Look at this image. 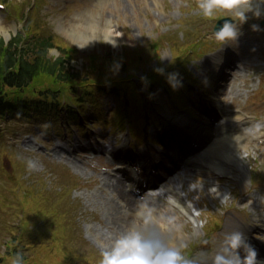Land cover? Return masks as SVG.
Wrapping results in <instances>:
<instances>
[{
	"label": "rangeland",
	"instance_id": "obj_1",
	"mask_svg": "<svg viewBox=\"0 0 264 264\" xmlns=\"http://www.w3.org/2000/svg\"><path fill=\"white\" fill-rule=\"evenodd\" d=\"M0 1L7 4L5 9H0V15H2V17H0V23L8 28L10 27V22L13 21L14 25L18 26L17 28H19V24L15 23L17 22V20H15V16H17L18 13L15 12L14 8V6H16L17 4L19 6V0ZM198 1L200 2V0H192L191 2L190 0H115L113 5L104 4V6L102 7V15L98 23L102 26L107 25L108 22L113 24V26H109L111 27L110 29L113 30L115 39L117 40L112 42L106 39L105 35L100 34L99 37H97L93 42V49L91 51L98 53L96 51L97 48L101 49V46L108 45L110 47L109 50L111 54H115L119 53L120 51L118 50H122L123 47H127L129 48L127 52H132V54L135 53V55H131L136 56L134 59H138V55L142 57V59H145L143 60V64L147 63L143 65V68L145 70H154L155 66L160 64V62L167 64H169L170 62L174 63V52H172V49H170L164 41L165 37H171V42L175 46L180 45L182 42H185V40L194 39L197 36L201 37V39L203 37L204 40L202 47L204 43H206L205 39H209L210 37H212V26L215 22V19L208 18L202 15L200 8H197V6L194 5V3ZM260 1V6H262L264 4V0H249V3L256 8H259L260 6H257L255 4L259 3ZM30 2L31 0H29L28 3L27 0H22V7L20 8V12H22V14H24L25 12L29 13L28 17L30 18L35 15L36 18L31 19V21L34 23V25H37L40 28L39 31L43 32L47 29V32L45 34L52 35L57 32L62 33L61 29H57L56 23L53 22V18L51 16H54L55 14H51L50 8L49 10L47 9L44 12L36 11L34 6L29 9L28 7L30 6ZM48 3H50V1L47 2V5H49ZM73 3L75 4V6L73 7L72 11L61 12L62 14L65 13L64 22L66 25L69 23L70 19L73 20L76 17L75 15L83 9V2ZM248 6V0H239L240 8H245ZM86 7H84L83 11ZM225 10L229 14L233 11L228 8H225ZM8 11L10 12L8 13ZM32 13H34V15ZM263 14L264 12L261 15H253L251 11H248L246 13L247 16L253 17H262ZM78 28H82L81 31H85V34L90 32L97 33V30L92 26H84ZM70 31L77 33L73 29H71ZM1 32L2 29L0 28V33ZM31 34L32 33H30L29 36ZM62 39L67 41V43H69L70 45L74 46V44L67 37H62ZM61 44H64V42L61 41ZM212 45L216 44L212 43ZM202 47L200 50L195 51L193 54L186 55L185 59L189 58L187 60L188 67H192V64L190 63L194 62L190 60L191 58H196L197 60H199L206 56L203 54ZM56 52L57 51L52 49L51 53L53 54V57L56 55ZM99 55L101 59L92 63L91 71L95 70L94 64L99 63L103 59L104 61H106L105 59H108L104 56V54ZM124 58L125 57H120L118 61H114V63H116V66L122 63V60ZM77 59H80V57H78ZM128 60L129 59L125 61ZM80 68H82V66H80ZM107 70L108 67H106V71ZM225 70L228 69L225 68ZM119 72L120 74L116 75L117 72H114L110 69L107 74H110L113 78L123 76L128 82L133 78H136L135 82L137 81L139 83H147L142 79L140 73H138L141 72L139 68L134 70L133 74H127L128 70H123L122 68ZM169 73L170 76H173V74H176V71L174 69H169ZM108 79L109 78H107V80ZM78 80L79 81L72 82V85H70V89L74 93L85 91L84 95L88 96L86 97V102L90 103L92 109L99 113L101 107L103 106V101L99 99L94 100L95 94L99 93V89L97 88L99 86V83L93 80L80 81V78ZM68 84L69 83H53L52 78L39 76L36 84L32 83L30 84V86H25L19 89L15 88L14 90L9 91L7 95H9L8 98L13 100L18 99L21 96H25L27 97V99H30V103L28 105L32 104V102L34 103V105L35 103H37V105L42 106V110L44 112L48 113V109L50 108V106H57L58 103L60 104L62 102V99L59 98V95H62L66 91L65 89H63L61 90L63 93H61L60 89L67 87ZM169 84L172 83L169 82ZM90 86H92L91 90L88 89V91H86V89ZM247 88L251 89L250 91H253V94H249L252 97V99L250 100L254 99V101L249 102L247 108H252L258 113H260L261 111L264 112V102H261L264 99L263 69L259 68L258 70H254L249 73ZM242 97L239 96V99H241ZM122 99L123 96L119 97V102H121ZM24 106L26 105H21L18 107L19 109H22ZM60 110L63 111V108H60ZM32 111L36 112L35 109ZM21 112L23 117L20 116V113L13 112L9 115L12 117L10 119L8 117H5L7 115L4 114L3 119L0 121V138L2 137V140H5L3 134H12V137H14L17 141H20L21 135H28V133H30L27 127H30V125H32L31 127H33V130L36 128L37 122L26 118L27 115L25 116L23 110ZM62 120H65V115L63 112L60 122ZM60 122L57 121V123ZM24 124L26 127L23 126ZM40 126L44 128V130H47L51 127V125L47 124H40ZM56 128L62 134V131L59 129V124ZM10 143L11 140L7 138L0 147V249L2 246V240L9 236L11 232H16V224L18 221L16 217L20 212V208L23 203L22 195H25L27 198L33 197L34 199H37L35 204L40 205L37 206V208L44 212L42 214L46 216V221L40 218L34 219V217L32 216V222L30 223V227L32 229H34L33 227L41 224L40 229L47 230L46 228H43V221H45L44 223H47L49 225L50 229L60 225L61 235L58 237V241L61 248L67 249L69 242L68 236L71 239L75 240V242L72 243L73 245H81L78 254L84 257L77 259L78 264H100V253L103 249L109 247L113 240L117 238V236L128 230L130 227L144 226L151 230L155 229L153 224L161 222L163 219L171 223L167 230H161V233L164 235L162 239L168 245H173V247H176L178 249H181L182 247H192V244L189 241V237L192 234V232H190V228L193 226L192 222L187 221L186 224L184 217L181 216L175 209L170 208L172 205H170L165 198L157 199V208L159 210L152 209L155 208L156 205L149 207V209L148 207H145L146 205H144V207L138 209L140 214H136L135 216H133V218H135L132 221L133 223H126V226L128 228H126L125 230H121L117 233L116 236L115 234H110L107 231L108 228L104 227L105 215L106 211L108 210L109 203L108 200L104 198V195L108 197L109 193L105 187H100L102 181L99 177L95 176V172L90 170V168H87L86 171L81 167L73 168L75 170L74 171L70 167H63V165L59 164L58 161H55L53 163V167H47L46 164L48 163L41 162L42 159H47L49 158V156L47 154H43L38 150H36L35 152L38 155H42L41 159L39 160L37 159V157L36 159H34L33 156H30L27 153V155L24 156L15 153L14 159L18 162L14 164V168H12L10 162L12 164L14 163L12 160L13 158H11V161L7 160L12 148L11 145H9ZM254 151L255 152L251 151L248 154V157L251 158L252 161V167L257 172L253 181L254 185H251V189H253V187L254 189H256L257 187H264V149H259L258 151L257 149H255ZM78 170H80L81 172ZM61 174L64 176H62ZM209 174L212 176L211 173ZM32 176L34 177L32 178ZM37 178L39 179V183L44 182V187L42 186V183L41 187L36 184L34 179ZM73 178H76L78 183H74ZM57 179L59 180L61 187H56V185L59 184L57 182ZM85 179H88V182L86 184L83 183ZM95 181H98L99 183L97 186H95L96 188H93L91 187L90 183ZM216 182L220 183L222 182V179L216 178ZM59 188L62 189L61 192H59ZM104 190L106 191L104 192ZM234 191L238 192L236 188L232 189V191L228 194L229 197L227 198V200L234 198V196L236 195ZM30 192L32 194H30ZM217 192L219 191L216 188L213 189V193L210 192L208 188H206V193L204 192V189H200V195H198V198L201 199V202L199 203H205L204 201H207L208 198L207 195L214 199ZM61 193H63L64 196H60L59 194ZM46 194H50L51 197ZM238 197L239 196H236V198ZM70 198L77 199L80 202L79 209H75L74 207L72 208V210L56 209L58 199L63 200L65 206H72L73 204H71L70 200L68 204V199ZM27 201L29 202V205L32 204L31 199H28ZM58 208L62 207L59 206ZM30 210L35 213L32 206H30ZM80 210H86L88 213H92L97 220L94 223L89 217L87 219V227H85L84 231L81 228L78 229L79 222L74 221V214L79 215ZM205 216V213H201L198 217L204 218ZM216 218H218V215ZM226 220L227 219H224V223ZM73 226H75V230H72ZM47 231L49 232V230ZM27 236V234H23L21 241L22 243H30V241L27 240ZM38 239L42 240L39 237ZM77 241H80L84 244L82 245ZM32 252H34V249L32 247L30 248V246H27L23 253L31 256ZM199 252L200 250L195 248L192 249L191 254ZM65 256L66 255H62L60 257L61 263L65 264L67 262H75L74 259H68L65 258ZM1 262L2 260L0 259V263ZM42 264H50V262L45 261Z\"/></svg>",
	"mask_w": 264,
	"mask_h": 264
},
{
	"label": "clouds",
	"instance_id": "obj_2",
	"mask_svg": "<svg viewBox=\"0 0 264 264\" xmlns=\"http://www.w3.org/2000/svg\"><path fill=\"white\" fill-rule=\"evenodd\" d=\"M220 3L233 10L225 16L231 19H224L212 32L214 39L225 44L237 38L251 6L249 0V6L245 8L239 7V0H220ZM199 8L205 17L215 18L217 0H200ZM170 83L173 87L179 85L178 80ZM100 256V264H197L184 258L178 248L169 246L158 233L144 226L130 227L103 249ZM11 264H20V261L13 258ZM199 264H257V252L243 240L239 228H234L222 233L220 246L214 252H206Z\"/></svg>",
	"mask_w": 264,
	"mask_h": 264
},
{
	"label": "bare ground",
	"instance_id": "obj_3",
	"mask_svg": "<svg viewBox=\"0 0 264 264\" xmlns=\"http://www.w3.org/2000/svg\"><path fill=\"white\" fill-rule=\"evenodd\" d=\"M78 17H79L78 22L72 24L71 26L73 25H76V27L93 26L94 29L97 30V33H91V32L86 33V35L90 36L87 38L86 40L87 42H94L96 40V37L101 33L103 35L113 34V31L108 27V25L104 27L99 26V24L94 26V20H93L95 18L94 8L86 7L84 12L78 14ZM209 67L213 69V71H217L218 68L220 67V62L215 60L209 65ZM169 118L171 119V117ZM233 118H238V116H234ZM230 119L233 121L232 117ZM224 138L225 137L216 139L213 141L214 143H211L210 145H206L204 147V153L206 156H209L213 153L214 156L216 155L221 159V163L217 162L215 163V165L211 163V170H218L219 173H223L229 178H231L232 176H240V175L243 176L241 174V171L242 169H244V162L242 160L241 153L239 152V148L246 147L248 142H242V140L238 136H233L230 141V142L234 141L233 145L230 143H226L224 145H218V143H222V140ZM173 199L178 207H180L184 212L189 214V216H191L193 220L195 219V217H193L194 216L193 205L190 201L184 198V196L180 191V188H177L173 192ZM124 218H125V213L122 209L119 208L117 202L114 201L113 199H109L107 219L112 220L111 225L112 227L115 228L113 231L115 236L121 230H125L126 228H128L124 223Z\"/></svg>",
	"mask_w": 264,
	"mask_h": 264
},
{
	"label": "trees",
	"instance_id": "obj_4",
	"mask_svg": "<svg viewBox=\"0 0 264 264\" xmlns=\"http://www.w3.org/2000/svg\"><path fill=\"white\" fill-rule=\"evenodd\" d=\"M39 46H32L28 50L30 56L25 58L24 55H20V65L17 68H14L15 54L4 53L0 51V81L6 84H19L27 82L30 78L32 71L36 70H45L51 71L56 70V66L51 64L42 63L40 59V52L38 50ZM34 55V56H33ZM33 59L31 61L30 58ZM25 80V81H24Z\"/></svg>",
	"mask_w": 264,
	"mask_h": 264
}]
</instances>
